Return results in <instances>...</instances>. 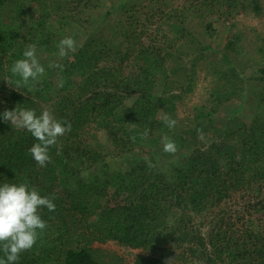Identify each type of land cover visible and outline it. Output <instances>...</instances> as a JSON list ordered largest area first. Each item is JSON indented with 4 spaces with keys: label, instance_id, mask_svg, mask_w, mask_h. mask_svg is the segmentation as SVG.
Here are the masks:
<instances>
[{
    "label": "trees",
    "instance_id": "trees-1",
    "mask_svg": "<svg viewBox=\"0 0 264 264\" xmlns=\"http://www.w3.org/2000/svg\"><path fill=\"white\" fill-rule=\"evenodd\" d=\"M172 1L109 0L108 8L105 0H0L6 19L0 23V184L28 182L42 196L56 197L54 212L41 210L49 227L18 264H126L92 245L105 240L143 249L132 264H264V43H255L257 57L250 58L234 33L216 50L217 62L207 69L221 83L195 107L188 131L169 129L160 114L192 90L198 61L210 48L202 37L217 33L214 20L240 8L260 12L261 4L191 0L188 18L174 31L153 26ZM66 36L77 50L61 59L57 45ZM28 44L37 46L46 70L31 92L17 87L19 77L10 71ZM189 53V61L180 60ZM236 60L254 68L248 75L254 83L246 85L259 87L253 113L249 122L231 115L215 129L211 116L219 104L245 91ZM54 62L63 71L49 67ZM16 107L38 115L49 108L71 122L45 167L28 151L38 141L2 117ZM165 135L177 144L181 162L178 152L164 165L153 153L138 154ZM168 228V240L180 250L151 251L157 233Z\"/></svg>",
    "mask_w": 264,
    "mask_h": 264
},
{
    "label": "clouds",
    "instance_id": "clouds-1",
    "mask_svg": "<svg viewBox=\"0 0 264 264\" xmlns=\"http://www.w3.org/2000/svg\"><path fill=\"white\" fill-rule=\"evenodd\" d=\"M57 47V55L63 59L77 50V42L71 36H66L60 39ZM22 57L14 61L10 71L13 76L19 77L16 80L17 87H26L31 92L40 83L46 70L38 58L35 44L26 45ZM49 67L63 71L61 63L54 62ZM63 84V78L59 79L57 86L63 87ZM2 117L15 129L26 130L38 141L28 151L40 167L51 162L50 148L57 145L60 137L71 131V122L57 119L49 108H44L38 115L34 109L16 107L14 110H5ZM162 119L169 129L177 124L167 114ZM197 133L199 138H204L202 130L198 129ZM147 136L148 130L145 129L142 137L146 139ZM132 139L135 140V137ZM162 148L168 154L175 155L178 152L177 144L167 135L162 137ZM147 166L155 167L151 161L147 162ZM87 175V172L82 173L85 178ZM55 199L54 195L42 196L28 182L0 184V253H3L0 264H18L21 253L30 251L36 245L43 231L49 227L42 218L41 210L46 208L54 212Z\"/></svg>",
    "mask_w": 264,
    "mask_h": 264
},
{
    "label": "rangeland",
    "instance_id": "rangeland-1",
    "mask_svg": "<svg viewBox=\"0 0 264 264\" xmlns=\"http://www.w3.org/2000/svg\"><path fill=\"white\" fill-rule=\"evenodd\" d=\"M105 1L107 2L106 6L109 8V0ZM188 1L189 0H173L170 6L168 5L165 8L164 15L160 19L156 20L153 26L160 25L163 28L170 27L171 30L174 31L173 25H179V21H181V19L186 20V18H188V7H190L191 5V0L189 2ZM250 1L251 0H246V2L248 3H250ZM258 3L261 4L262 8L260 12L254 13L251 9L240 8L237 14H235L234 16H221L217 20L214 18V22L217 27V33L209 39L202 37V40L204 42H208L210 48L205 51V57H201L199 59L200 61H198V66L196 68V79L193 84L192 90L185 93L181 99L175 101L174 108L171 111L166 112L165 110L161 109V118L164 114H167L172 119H175L177 121L176 128L179 131H188V118L192 117L195 111V107L208 102L210 91L212 90L214 85L217 83H221L220 81L216 80V75L211 73L210 70L207 69V63L215 65V63L217 62V60L215 59V55L217 54L216 50L221 49L225 40L232 36L234 33H238L240 41L244 44L245 51H248L246 54H249L250 58L257 57L256 54H254V50H252L253 46L255 45V43L259 46L264 43V0H258ZM32 12L34 11L31 9V13ZM4 21L6 22V19L0 18V23H3ZM53 23V21H50V24ZM192 57L193 54L189 53V55L182 56L180 60L189 61L188 59H191ZM234 63L238 66V71L241 72V77L244 79V81L238 83V86L240 87L241 85H245V91L243 90L240 96L237 93L235 96L232 95L229 101L219 104L218 108H216V112H214L211 116L213 124L216 126L215 129H220L221 126H226L227 123L231 121V117L233 115H235V118L237 117L236 119H241L245 122H249L250 117L253 113L251 99L254 91L256 92L259 87L254 84L249 90L246 85L251 82L248 75L249 73H252L254 71V68L252 66L242 68L240 66L241 64L237 60ZM218 64L219 65L217 66H221L223 69H227L228 67L227 63L222 64L221 62H219ZM199 65L201 67H199ZM240 68H242L243 71H241ZM73 79L74 81L79 80L78 77H74ZM213 136L214 131L210 130L206 133L205 140L209 141ZM150 153H153L160 165H164L165 161L172 159V156L170 154L163 151L162 143H160L157 147L148 146V149L142 150L138 154L143 155V157H147ZM132 156L131 161L129 158V162H132V160L135 161L138 157V155L135 154ZM126 160L127 159H125L124 161ZM182 160L183 159L180 156V151H178L175 161L181 162ZM119 163L123 162L119 161ZM171 222L172 221L169 216L167 220V226H169ZM208 224H210L209 221H207V224H205V226H201L203 232L207 231V228L209 227ZM168 233L169 228L165 229L164 231H159L152 246L153 248H150V250L155 251L158 248H167L172 245L173 251H179V247H176L171 241L168 240ZM92 245L101 252L116 254L118 257L122 258L123 262L126 264H132L134 256L137 253L144 252L143 249L128 247L113 240H105L103 242L94 241Z\"/></svg>",
    "mask_w": 264,
    "mask_h": 264
}]
</instances>
